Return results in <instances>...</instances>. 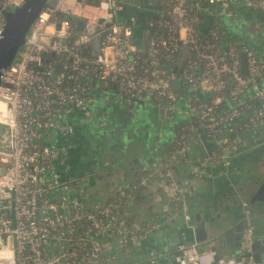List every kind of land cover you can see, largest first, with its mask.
<instances>
[{"label": "built area", "instance_id": "obj_1", "mask_svg": "<svg viewBox=\"0 0 264 264\" xmlns=\"http://www.w3.org/2000/svg\"><path fill=\"white\" fill-rule=\"evenodd\" d=\"M22 1L0 0V33L5 22L2 8ZM149 2L161 3L162 9L141 20L136 0H47L24 46L4 70L0 264H154V257H128L140 245L142 231L160 226L133 218L134 189L144 187L151 198L165 194L191 224L184 179L174 165L192 157V141L205 144L213 139L207 159L225 170L234 163L235 149L250 144L252 132L264 134V52L258 54L246 42L225 41L217 19L206 32L202 29L206 13H219L238 2L264 11V0ZM78 19L83 20L81 28ZM141 25L139 46L134 35ZM96 36L99 49L93 45ZM184 48L188 51L175 71ZM109 97L151 101L162 113L181 118L167 138V159L133 167L131 180L123 173L126 179L111 182L112 196L101 200L87 187L89 174L65 176L58 165L65 163L72 146L61 139L75 133L69 120L77 117L74 109L79 108L81 118H91ZM107 122L106 114L99 124ZM190 163L192 177L209 174L202 161ZM103 164L109 168L112 163L106 159ZM242 210L238 253L221 254L217 248L200 246L198 240L179 241L176 264H264V250L260 260L255 257L256 225L244 198Z\"/></svg>", "mask_w": 264, "mask_h": 264}, {"label": "crops", "instance_id": "obj_2", "mask_svg": "<svg viewBox=\"0 0 264 264\" xmlns=\"http://www.w3.org/2000/svg\"><path fill=\"white\" fill-rule=\"evenodd\" d=\"M260 18L264 19V12L248 8L240 2L232 3L219 13H206L202 29L206 32L217 19L225 41L233 39L247 43L240 34L247 26L258 23ZM108 99L106 105L96 107L91 118L84 119L80 113L75 114V121L83 127L79 129L75 126V133L71 137L61 139L63 142H72V146L65 163L58 165L65 176H94L91 179L88 176L87 187L93 197L101 200H108L112 196L110 184L115 180L123 182V173L131 180L134 178L133 171L131 172L133 167L154 159H167V138L174 133L177 119L181 118L180 115L173 114L162 117V112L158 110L152 113L147 109V101L144 100L127 102L115 101L111 97ZM106 114L107 124L100 125L99 121ZM249 136L248 146L235 149L238 152L233 155L234 163L229 169L224 170L220 164L207 159L208 150L214 146L213 139H206L203 141L205 144L194 139L189 149L192 157L182 158L174 165L175 171L184 179L182 183L186 187L185 201L192 214L191 224L185 221L182 211L176 209L171 200H166L163 193L158 197H150L149 204L143 206H139L136 199L134 200L133 218L141 224L150 219L159 222L160 226L141 232V243L128 256L130 260L140 261L154 257V264H176L179 236L182 234L184 238H188L193 235L195 238L200 223L216 217L215 205L227 204L233 210L232 216L243 221L241 203L235 197L237 191L238 197L240 194L248 200L253 211L264 217V199H251L264 181V134L255 131ZM106 159L112 163L109 168L103 164ZM191 161H202L209 174L202 178L192 177ZM97 168L103 170L96 174ZM209 207L214 213L207 212L206 208ZM255 225L256 235L258 238L263 237L264 225ZM207 241L200 242L199 245L206 248ZM216 248L225 255L238 253V249H234L231 242H219Z\"/></svg>", "mask_w": 264, "mask_h": 264}, {"label": "water", "instance_id": "obj_3", "mask_svg": "<svg viewBox=\"0 0 264 264\" xmlns=\"http://www.w3.org/2000/svg\"><path fill=\"white\" fill-rule=\"evenodd\" d=\"M50 2H55L56 0H49ZM47 0H23L20 4L14 6L13 8L3 7L2 11L5 15V22L0 33V81L4 73V70L8 68L12 61L14 60L18 50L22 48L27 39L28 33L30 31L31 25L39 14ZM135 9L138 11L141 20H145L147 15L153 13L156 14L158 10L162 9L161 3H150L149 0H136ZM140 3L145 4L139 5ZM105 19H101L103 21ZM111 21V20H110ZM78 27L81 28L83 25V20L78 19ZM148 28L153 29V25H147ZM94 30V27H92ZM147 38H150V33L147 34ZM100 39L98 36L93 40V45L96 49H99ZM134 42L141 46L143 43V26L141 25L134 35ZM188 48L183 49V54L177 59V63L174 65L173 70L177 71L179 62L184 59ZM145 52V51H144ZM243 71L247 72L246 69V56L243 54L242 61ZM3 126L0 124V133ZM235 197L237 201L241 203L242 207V197L238 191L235 192ZM252 201L263 200L264 199V181L261 182L257 191L252 196ZM216 217L209 218L202 223L197 228V235H192L191 237L184 238L181 234L179 236L180 242L194 241L195 239L204 242L207 241L206 248H216L219 242H231L234 249L240 248V243L243 233V221L240 218L232 216L233 210L230 206L215 205ZM223 207V209L221 208ZM208 213H214L211 207L206 208ZM238 219V220H237ZM192 228V226H190ZM194 229V228H193ZM192 229V230H193ZM202 229V230H201ZM202 232H201V231ZM264 250V238H257L254 243V253L257 260L261 259V252ZM180 251H177L179 253ZM241 256L238 254V259Z\"/></svg>", "mask_w": 264, "mask_h": 264}, {"label": "rangeland", "instance_id": "obj_4", "mask_svg": "<svg viewBox=\"0 0 264 264\" xmlns=\"http://www.w3.org/2000/svg\"><path fill=\"white\" fill-rule=\"evenodd\" d=\"M255 14H257L256 11H254ZM261 20H259L258 23L254 22L253 25L251 24L250 26H247L246 27V30L240 34V37L244 40L247 41L248 44L252 45L255 47L256 49V52L258 54H261L264 52V19L263 18H260ZM177 85L180 87L182 84H181V81H177ZM147 105V109L150 110L152 113H155L157 112H160L159 109H157L158 107L156 105H154L151 101H147L146 102ZM154 111V112H153ZM76 113H81V111L78 109H74V114ZM162 117H168L167 114L165 113H162ZM63 121H66L67 120V116L64 115L63 116ZM69 120H71L73 123H75V126L76 128H79L81 129L83 126H81V124L77 123L78 121H75L76 119L70 117ZM55 131H57V129H54ZM90 176V179L94 176L92 175H88ZM251 209H252V217H253V221L254 223H257L258 225L260 226H263L264 225V217L260 216L259 214H257L255 211H253V208L252 206H250ZM202 230V229H201Z\"/></svg>", "mask_w": 264, "mask_h": 264}, {"label": "trees", "instance_id": "obj_5", "mask_svg": "<svg viewBox=\"0 0 264 264\" xmlns=\"http://www.w3.org/2000/svg\"><path fill=\"white\" fill-rule=\"evenodd\" d=\"M261 11V10H260ZM264 12V11H262ZM135 199L139 206L147 205L150 202V196L144 187L138 186L134 189Z\"/></svg>", "mask_w": 264, "mask_h": 264}, {"label": "flooded vegetation", "instance_id": "obj_6", "mask_svg": "<svg viewBox=\"0 0 264 264\" xmlns=\"http://www.w3.org/2000/svg\"><path fill=\"white\" fill-rule=\"evenodd\" d=\"M73 151V150H70V152Z\"/></svg>", "mask_w": 264, "mask_h": 264}]
</instances>
